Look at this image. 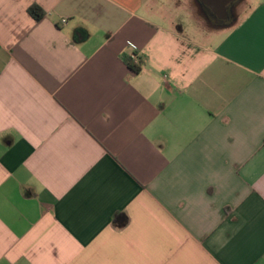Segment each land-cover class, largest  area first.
<instances>
[{
    "label": "crops",
    "instance_id": "0c3cea01",
    "mask_svg": "<svg viewBox=\"0 0 264 264\" xmlns=\"http://www.w3.org/2000/svg\"><path fill=\"white\" fill-rule=\"evenodd\" d=\"M199 8L0 0V264H264V0Z\"/></svg>",
    "mask_w": 264,
    "mask_h": 264
},
{
    "label": "flooded vegetation",
    "instance_id": "af4514ba",
    "mask_svg": "<svg viewBox=\"0 0 264 264\" xmlns=\"http://www.w3.org/2000/svg\"><path fill=\"white\" fill-rule=\"evenodd\" d=\"M229 1L226 11H222L219 4ZM244 0H199L200 12L205 16L208 24L213 27H225L233 24L236 13L240 10Z\"/></svg>",
    "mask_w": 264,
    "mask_h": 264
},
{
    "label": "trees",
    "instance_id": "16d2710c",
    "mask_svg": "<svg viewBox=\"0 0 264 264\" xmlns=\"http://www.w3.org/2000/svg\"><path fill=\"white\" fill-rule=\"evenodd\" d=\"M28 11L29 14L37 21L43 19L46 16V12L39 5L36 4L32 5ZM125 63L135 73H139L141 71V63H136L133 56H127L125 58Z\"/></svg>",
    "mask_w": 264,
    "mask_h": 264
},
{
    "label": "water",
    "instance_id": "95a60500",
    "mask_svg": "<svg viewBox=\"0 0 264 264\" xmlns=\"http://www.w3.org/2000/svg\"><path fill=\"white\" fill-rule=\"evenodd\" d=\"M231 1L232 0H230V2ZM228 3H229V1H225V2H222L219 4V7L221 8L222 11H224V12L226 11Z\"/></svg>",
    "mask_w": 264,
    "mask_h": 264
},
{
    "label": "built area",
    "instance_id": "2783aa9c",
    "mask_svg": "<svg viewBox=\"0 0 264 264\" xmlns=\"http://www.w3.org/2000/svg\"><path fill=\"white\" fill-rule=\"evenodd\" d=\"M133 58L135 59L136 63H140V59L138 55H134Z\"/></svg>",
    "mask_w": 264,
    "mask_h": 264
},
{
    "label": "clouds",
    "instance_id": "9594fccd",
    "mask_svg": "<svg viewBox=\"0 0 264 264\" xmlns=\"http://www.w3.org/2000/svg\"><path fill=\"white\" fill-rule=\"evenodd\" d=\"M102 119L106 120V119H107V117H106V116H105V117H102Z\"/></svg>",
    "mask_w": 264,
    "mask_h": 264
}]
</instances>
